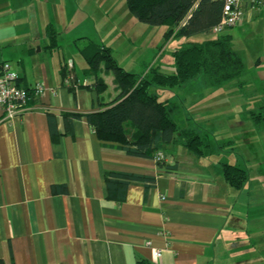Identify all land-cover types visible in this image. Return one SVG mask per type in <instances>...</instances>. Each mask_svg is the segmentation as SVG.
Segmentation results:
<instances>
[{"label":"crops","instance_id":"crops-1","mask_svg":"<svg viewBox=\"0 0 264 264\" xmlns=\"http://www.w3.org/2000/svg\"><path fill=\"white\" fill-rule=\"evenodd\" d=\"M118 3L0 0V62L13 65L21 86L47 87L43 94L32 93L19 116L5 119L0 110V258L5 264H136L141 259L150 264H264V129H257L247 113L264 102V5L246 4L243 21L223 32L232 36L245 61L242 83L253 95L251 106L243 108L236 83L194 91L185 85V103L165 98L187 105L183 123L175 116L181 129L213 138L211 150L200 156L180 140L167 145L165 164L174 167L166 168L155 158L104 143L84 117L74 118L71 129L65 125L67 112L100 110L120 93L113 73L103 66L104 88L86 74L81 42L100 38L114 54L107 42L120 40L127 23L138 36L147 33L160 43L161 26L139 21L128 6L120 14L114 10ZM49 25L57 32L54 45ZM212 116L223 122L203 121ZM223 145L233 154L231 161L212 160L214 149ZM223 162L247 171L242 188L227 181ZM109 172L156 181L131 182L124 199H118L109 195Z\"/></svg>","mask_w":264,"mask_h":264},{"label":"trees","instance_id":"trees-1","mask_svg":"<svg viewBox=\"0 0 264 264\" xmlns=\"http://www.w3.org/2000/svg\"><path fill=\"white\" fill-rule=\"evenodd\" d=\"M128 9L139 21L152 26H165L167 40L180 36L208 35L201 41H186L172 51L175 69L165 73L153 65L143 74L130 72L122 67L113 56L111 48L92 39L79 45L87 62V75L96 77L98 88L105 82L99 77L103 66L113 73L120 93L113 101L100 110L81 113L67 112L65 125L71 129L74 118H86L104 143L118 144L129 155L155 158L159 151L177 140L185 144L196 155H205L213 146V138L208 133L200 134L193 129H181L176 114L181 105L170 99H161L160 89L189 86L224 87L236 83L242 90L245 104L251 105L253 95L242 83L245 61L235 50L230 34H214L213 28L221 21L223 3L219 0H126ZM51 45L56 41L57 32L52 25L47 29ZM66 73V72H65ZM156 87L155 92L151 87ZM76 99V92L72 90ZM245 106V105H244ZM249 107H245L248 109ZM249 118L259 130L264 129V102L247 111ZM55 117L49 115V124L55 137ZM160 167L164 161H157ZM222 171L227 181L237 189L242 188L248 173L239 165L222 163ZM109 195L124 199L131 182L155 183L154 176L128 172L107 174ZM0 264H5L0 258ZM136 264H150L141 259Z\"/></svg>","mask_w":264,"mask_h":264},{"label":"rangeland","instance_id":"rangeland-1","mask_svg":"<svg viewBox=\"0 0 264 264\" xmlns=\"http://www.w3.org/2000/svg\"><path fill=\"white\" fill-rule=\"evenodd\" d=\"M115 2H119L117 5V8L115 6V11H118L121 14V9L120 8H125V11H127V3L126 0H115ZM126 14V13H125ZM234 28V27H232ZM162 33H161V39L160 43L159 40L156 39L154 40L153 38H150L148 34L146 33V36L141 37L138 36L137 33V28L136 27H131V24L125 23V34H123V37L120 40L113 39L109 45L114 46V56L119 57V59H122L127 63L128 68L131 67L130 69H135L133 72L137 74H143L146 70H148L149 67L156 65L158 66L159 70L165 73H172L175 69L174 66V57L172 54V51L175 49V47L183 42H186L187 40L189 41H200L205 39L206 37H199V36H180L176 38H170L167 40L164 31L166 30L165 26H161ZM229 29V28H228ZM99 40L95 39L96 42L102 43V40L98 38ZM82 41V40H81ZM83 44V42H81ZM115 57V58H116ZM82 58V57H81ZM79 71V70H78ZM157 88L156 87H151V91L155 92ZM185 87H174L172 89H160L159 94L161 99L165 98H170V99H175L177 98L178 100L184 101L183 97L185 94ZM241 94L242 93V90ZM245 91H250L245 90ZM210 97V96H209ZM208 97V98H209ZM244 98V97H243ZM250 103L253 101V98L249 99ZM245 101V98H244ZM246 102V101H245ZM243 105V108L249 107V104ZM180 111L176 114V118L179 121V123H183L185 120V112L186 108H183L187 105L182 106L181 103ZM201 102L200 105L201 106ZM251 106V105H250ZM189 107V106H188ZM196 115H199L200 120H202L203 115L201 113H195ZM216 117V116H214ZM213 116L209 120H203L207 121L208 124H215L218 125L222 123L223 121L215 120ZM196 119H194L193 123H195ZM227 145H223L221 147L217 146L214 149V152L212 154V160H227L231 161L230 158L232 157L233 154L231 155V152L226 149ZM226 150V151H225ZM224 151V152H222Z\"/></svg>","mask_w":264,"mask_h":264},{"label":"built area","instance_id":"built-area-1","mask_svg":"<svg viewBox=\"0 0 264 264\" xmlns=\"http://www.w3.org/2000/svg\"><path fill=\"white\" fill-rule=\"evenodd\" d=\"M223 3L221 21L213 28L214 34L223 33L227 28L237 26L243 21L245 5L263 6L264 0H219ZM47 87L44 83H37L32 87H23L19 84L18 71L9 61L0 62V110L5 119H11L23 114L28 109V101L32 93L43 94ZM156 161L166 160L162 151L155 155ZM161 256L160 250L156 251Z\"/></svg>","mask_w":264,"mask_h":264}]
</instances>
